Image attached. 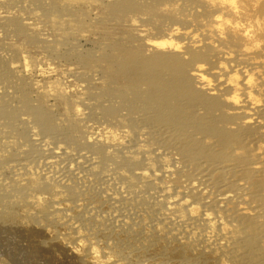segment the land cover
Returning a JSON list of instances; mask_svg holds the SVG:
<instances>
[{
	"label": "rangeland",
	"instance_id": "obj_1",
	"mask_svg": "<svg viewBox=\"0 0 264 264\" xmlns=\"http://www.w3.org/2000/svg\"><path fill=\"white\" fill-rule=\"evenodd\" d=\"M261 5L0 0V264H264V234L244 225L246 217L256 225L264 219V189L252 197L257 171L264 175V126L252 134L249 163L231 164L244 153L236 149L221 168L191 175L179 147L150 121L164 101L145 97L141 84L142 100L157 108L139 111L144 101L136 103L140 92L124 73L127 55L142 65L158 53L177 56L172 69L184 68L189 93L215 103L195 114L210 120L212 133L245 129L229 96L251 106L247 91L262 104L250 110L255 123H264ZM243 32L257 40L249 45ZM196 54L209 86L196 75ZM234 66L258 86L236 74L233 91L223 76ZM168 71L162 78L174 79ZM247 168L251 174L240 177Z\"/></svg>",
	"mask_w": 264,
	"mask_h": 264
},
{
	"label": "bare ground",
	"instance_id": "obj_2",
	"mask_svg": "<svg viewBox=\"0 0 264 264\" xmlns=\"http://www.w3.org/2000/svg\"><path fill=\"white\" fill-rule=\"evenodd\" d=\"M262 7L264 8V5ZM231 8L234 11L237 9L235 6H231ZM219 18L220 17L216 15L215 20L217 22H219V21H221L222 23L225 22L224 19L222 20V18L221 19H219ZM241 30L244 31V29H241ZM239 35H241V34H239ZM242 35H243V38L245 39V42L246 43L248 42L249 45L253 44V42H255L257 40L256 37H253V36L251 37L248 32H245V33L243 32ZM239 38H240V36L238 37V39ZM243 38H242V40H243ZM238 39H236V40H238ZM159 43H161V42H159ZM248 44H247V46H248ZM257 45L258 44H255L254 47L256 48ZM247 46H246V48H247ZM246 50H248V49H246ZM257 54H258L257 52L254 53V55H257ZM157 55L151 57L143 65H142V63H143L142 61H139V60L137 61L136 56L127 55L125 61H126V63H129V65H131V66H130L129 71L124 72V73L127 74V76L130 79H132V81L134 82V90H135V92H134V90H131V92H129L130 90L128 89V92L129 93H132V92L136 93L139 91L138 90L139 88H135V87H139L141 84H145L148 86L146 88L148 92L146 93V90H145V92H143L145 97H147L146 95H148V93H150V94L152 93V95H154V94L155 95L154 96L150 95V96L154 97L155 100L157 97L158 99L164 101L163 105H165V107L164 108L162 107L163 109L162 108L160 110L157 109L158 112H156V113H152L150 111L153 114V115L150 114V116H152L150 118V121L154 122L155 124L156 123L159 124V125L156 124L157 127L153 125L154 123L151 125H153V127H156L155 130L158 129L156 131H159L160 133L162 132L161 135L169 137L171 139L170 140L171 142L169 141V138L167 139L168 142L171 144V146L175 144L177 147H179L178 150L183 153L185 161L189 162L190 165L192 166V171L190 172V174L195 175V174H198L199 172H202V171L205 173V171L209 172V171H211V169L221 168L223 165V162L228 160L227 158L231 159L230 157H228V155H230L232 152L236 151V149H239V150L243 149L244 153L241 155L242 157L235 158L231 164L234 166L237 164L241 165V164L249 163L248 159L246 160V158H247V155H249V152L252 150L250 147H248V144L251 141L252 134L257 129H259L260 127L262 128L264 126V123H255L256 117L253 116L254 113L252 111L253 110L255 111L256 109L260 108L262 104H260L259 101L256 99V97L252 96L249 91L245 92L243 96L247 99H249V98L251 99V102H250L251 106H249V104L246 105V103L242 102L245 100L242 98V101H241L240 97L237 96V94L230 95L229 99L231 102H233V103L238 102V105H236V107L242 113V116H241L242 120L241 121L244 124L243 126L245 127V129L241 130V133L233 132V133H230L229 135H222V134L216 135V134L212 133L213 129L211 128L212 129L211 130L209 128L210 127L209 125L211 124L209 122L210 120H206L205 117H201V116L200 117L198 116L200 119L199 118L195 119L197 117L195 114H196L197 110L201 109L200 107L206 106V105L207 106L208 105L209 106L210 105L215 106V103H213V101H212V104H210L202 96H198L195 93H189L190 88H188V86H185L186 82L184 83V81H183L184 80V78H183L184 68H183V70L180 69L179 72L176 71L177 68H174L175 70L172 69V67L175 65V63H176V65L178 64L176 62V60H179V59L174 58L177 56L170 54V55L174 56V57L171 56L172 58H170L169 55H164V54L159 55V53ZM199 55H202V54L199 53ZM168 56H169V58H168ZM198 57H200V58H198ZM201 57L202 56H198V55L196 57L199 59L196 61L198 63V66H195L196 75L198 76L199 81L203 85L209 86L210 85V79L207 76H205L204 72H203L204 63L199 64L201 61H203V60H201L202 59ZM227 57L229 58V55ZM227 61H229V60H227ZM219 66L223 67L224 64H222V65L219 64ZM237 66L230 67L231 70L232 69H234V70L231 74H229V75L226 74L225 76H223L224 80L231 81L233 79L234 75L237 74L240 77V82L243 84H246L247 87H252L253 85L258 86L257 82L252 80L251 72L247 68L237 67ZM167 70H170L168 72L176 71V72H172L175 74L177 73L176 76L174 74V76H175L174 79L172 78V80H169V79H167L168 77L162 78V76L163 77L165 76L163 73L165 71H166L165 73H167ZM238 72H240L241 75ZM168 75L171 76L170 74H168ZM163 79L170 81V82H168V84L165 83V84L169 85V87H166V85H164V83H162ZM170 79H171V77H170ZM164 82H165V80H164ZM160 84H162L163 87H161ZM230 86L232 87L233 91L236 90L237 86H238V81L237 80L231 81ZM124 87L127 88L128 86L126 85ZM125 91H126V89H125ZM139 92L140 93L134 94V95H138V96H135L136 97V100H135L136 103L141 102V101H144V103H145V100H142V98L144 97L143 93L141 91H139ZM123 93H127V92H123ZM141 96H142V98H141ZM150 96L148 95V97H150ZM151 97H150V99H151ZM155 100H151V102L155 101ZM128 102L130 104L132 103L131 100ZM133 102H134V99H133ZM148 102H147V106H146V103L145 104L142 103L143 107H138V106H141L140 103H139L140 105H136V104H134V105H136L138 107V108L136 107L138 110H139V108H141V110L143 108V110H144L145 109L144 106L149 107L150 110H152V106L154 107V105H155V108H157L156 104L148 103ZM210 102H211V100H210ZM126 105H127V102L124 105L125 107L124 106L123 107L126 108ZM131 105L133 106V104H131ZM130 106L127 105V108L129 111L132 110V109L130 110V108H129ZM150 106H151V108H150ZM127 108H126V111H127ZM133 108H135V107L133 106ZM141 110H139V111H141ZM148 110L146 109L147 112H149ZM153 110H155V109H153ZM250 110H252V111H250ZM121 111H122V109L120 110V113H121ZM163 112H165V113H163ZM252 113H253V115H252ZM163 114L166 116L168 114V116L165 118V116ZM163 116H164L165 120L167 119L166 121H162ZM246 126H249L251 128H247ZM159 127L165 133L163 131H161L159 129ZM252 127H256V128H252ZM213 132H215V130H213ZM199 133H201V136H202V137L199 136V138L201 137L202 139L201 138L199 139L197 137V134H199ZM196 137L198 139H196ZM207 137H210L208 139L209 140L213 139V141L210 140L211 142L209 143L208 140L206 139ZM204 140H207V144H205L206 141H204ZM174 141H175V143H174ZM179 142L182 144L180 145ZM231 142H233L232 144H235V146L232 147L231 151L226 152L227 151L226 149L230 146L229 144H231ZM252 145H254V144L251 142L250 146L253 147ZM174 146H172V147L174 148ZM177 147H175V149H177ZM259 153H260V151L257 154L259 155ZM262 171L263 170H258L257 173L259 175L257 176V178H254V182H253L254 192H253V196H252L253 198H256V197L259 198L260 192L264 189V175H261ZM251 172L252 171L249 168H247V169L243 170L241 173H239V176L240 177L248 176L251 174ZM222 176H223V174H222ZM177 179L178 178L175 177L173 180L177 182ZM227 191H230V190H227ZM229 197H230L229 193H224L222 196H220L221 199L229 198ZM241 207L244 209L246 208L245 206H241ZM204 215L209 217V215L206 213H204ZM246 218H245L246 223H244V225L246 224L245 226L246 227L248 226V228L251 227V228H249L251 231L250 232L251 234H252V232H253V234H256L260 231H262L260 233L264 234V219H263V221H261V223L258 222V224L256 225L257 222H255V224H252V222L254 220V216H253V218L249 217L248 220ZM250 224H251V226H250ZM252 225H254V226H252Z\"/></svg>",
	"mask_w": 264,
	"mask_h": 264
}]
</instances>
